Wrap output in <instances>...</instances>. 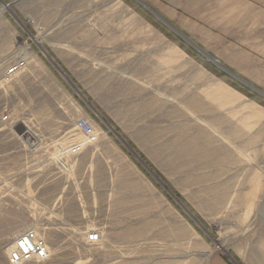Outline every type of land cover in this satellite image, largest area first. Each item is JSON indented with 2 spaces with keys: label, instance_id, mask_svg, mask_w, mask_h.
I'll return each mask as SVG.
<instances>
[{
  "label": "rangeland",
  "instance_id": "374dc122",
  "mask_svg": "<svg viewBox=\"0 0 264 264\" xmlns=\"http://www.w3.org/2000/svg\"><path fill=\"white\" fill-rule=\"evenodd\" d=\"M3 116L0 264L264 256V0H0Z\"/></svg>",
  "mask_w": 264,
  "mask_h": 264
},
{
  "label": "built area",
  "instance_id": "2783aa9c",
  "mask_svg": "<svg viewBox=\"0 0 264 264\" xmlns=\"http://www.w3.org/2000/svg\"><path fill=\"white\" fill-rule=\"evenodd\" d=\"M24 66L25 63L23 61H15L9 65L5 71V75L11 77L22 70ZM0 121L7 122L8 117L3 116L0 118ZM77 128L87 138V142L69 145L67 151L70 156L78 155L83 150V146L90 144L95 140L93 128L88 121H80ZM16 238H18L16 242L17 248L16 250L9 252L7 260L8 264H21L33 258L43 259L46 257L47 249L45 242L41 238H37L35 233L23 232ZM87 240L89 242L97 243L99 241V234L95 232L89 233L87 235Z\"/></svg>",
  "mask_w": 264,
  "mask_h": 264
},
{
  "label": "water",
  "instance_id": "95a60500",
  "mask_svg": "<svg viewBox=\"0 0 264 264\" xmlns=\"http://www.w3.org/2000/svg\"><path fill=\"white\" fill-rule=\"evenodd\" d=\"M15 130H16V132H17L19 135H22V134H24V133L27 132L26 129H25V127L22 126V125H18V127H16Z\"/></svg>",
  "mask_w": 264,
  "mask_h": 264
},
{
  "label": "crops",
  "instance_id": "0c3cea01",
  "mask_svg": "<svg viewBox=\"0 0 264 264\" xmlns=\"http://www.w3.org/2000/svg\"><path fill=\"white\" fill-rule=\"evenodd\" d=\"M263 242V241H262ZM261 242V243H262ZM263 245H264V243H263ZM264 248V247H263ZM262 252L264 253V251L262 250ZM260 260H258L259 261V264H264V256L263 255H260Z\"/></svg>",
  "mask_w": 264,
  "mask_h": 264
},
{
  "label": "bare ground",
  "instance_id": "6f19581e",
  "mask_svg": "<svg viewBox=\"0 0 264 264\" xmlns=\"http://www.w3.org/2000/svg\"><path fill=\"white\" fill-rule=\"evenodd\" d=\"M21 61H23L24 63H25V65H26V61L25 60H21ZM25 67V66H24ZM77 126H78V124H77Z\"/></svg>",
  "mask_w": 264,
  "mask_h": 264
}]
</instances>
